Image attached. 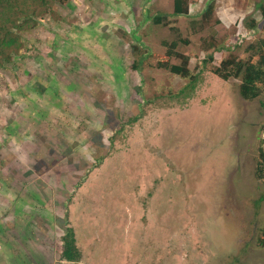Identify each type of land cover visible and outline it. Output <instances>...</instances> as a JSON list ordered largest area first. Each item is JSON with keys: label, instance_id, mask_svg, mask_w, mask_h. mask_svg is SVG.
<instances>
[{"label": "rangeland", "instance_id": "1", "mask_svg": "<svg viewBox=\"0 0 264 264\" xmlns=\"http://www.w3.org/2000/svg\"><path fill=\"white\" fill-rule=\"evenodd\" d=\"M89 1L82 26L73 2L56 24L36 5L26 57L0 68V264H16L10 243L24 263L59 264L66 214L79 264H264L263 97L243 100L210 63L194 89L161 66L179 64L162 46L177 37L194 75L208 40L226 47L213 66L244 60L264 38L263 21L244 23L260 0H214L208 22L209 0L179 17L173 0Z\"/></svg>", "mask_w": 264, "mask_h": 264}, {"label": "trees", "instance_id": "2", "mask_svg": "<svg viewBox=\"0 0 264 264\" xmlns=\"http://www.w3.org/2000/svg\"><path fill=\"white\" fill-rule=\"evenodd\" d=\"M35 0H23L22 6L17 7V3L12 1L11 8L17 7L20 8V15L18 18L22 20L17 25H11V28L7 27L8 20H4L0 16V68H7L12 65L14 61H22L26 56L25 52L27 50L25 43V33L30 32L33 28L34 24L38 21L32 13L36 10H29V13L25 12L24 8L28 4V2H34ZM55 6L61 8L60 3L61 0H50ZM8 2V0H7ZM40 5L45 10L41 14V16H46V19L53 24L68 21L67 12L62 10H58L53 6H49L50 2H41ZM52 3L50 5H52ZM214 0H210L205 9L201 14V21L208 22L211 19V16L214 12ZM189 0H173V11L171 16L179 17L185 16L188 13ZM255 9L261 13V19L264 21V2L260 0L259 3L255 5ZM167 16L166 15H156L153 17L152 21L155 25L164 24L167 25ZM25 19V20H24ZM43 19V18H42ZM41 19V20H42ZM40 20V21H41ZM166 20V21H165ZM195 23V22H194ZM196 24V23H195ZM255 21L251 20V23L247 24V28L250 30H254ZM174 30V28H173ZM261 31H264V25L262 26ZM187 38L182 39L181 37H177V40L168 42H162V46L165 48L166 55L171 59L180 60L179 64H161L163 68L168 70L174 76H179L183 79H190V84L188 87L194 89L197 84L198 77L206 71V66L210 63L211 67L210 72L220 78L221 80L227 81L229 78L240 79V83L238 85V93L239 96L245 101H253L257 98L263 97L262 107L264 109V38H259L255 43L247 45V47L243 50L245 54L248 56L242 59H236L234 56H229V58L222 60L219 67L213 66L211 63L214 60V54L222 55L223 51L226 50V47L223 44H218L213 40H208L207 47L204 52L207 54V57L202 60V67L200 68L197 75H194L193 72L189 69V56L180 54L177 51V48L181 46V44H187ZM223 46V47H222ZM238 47V46H237ZM133 50V49H132ZM134 51V50H133ZM25 56V57H24ZM138 64L134 63L133 68H137ZM30 85H27L25 89L30 90ZM23 90H18L16 94H22ZM157 98V97H155ZM264 131V125H263ZM100 162L101 159H98ZM264 175V151L259 150V154L257 157L255 176L258 179H262ZM262 201V200H261ZM67 214L64 216L65 218L62 220L59 226H61V235L57 237L59 241V250H58V260L59 264H79L82 261L83 254L77 246L76 237L73 231V228L69 226ZM58 224V223H57ZM14 225L6 226L5 228H12ZM12 230V229H11ZM54 233V230H53ZM17 237V235H15ZM19 237V236H18ZM21 238V237H20ZM17 240V239H15ZM9 242H14L9 240ZM258 246L264 248V230L262 232L261 238L258 239ZM26 245L25 243H23ZM15 244L10 243L8 245L3 246V249L7 252L12 248L14 254L12 255V260L16 264H27L24 263L23 256L27 255L26 251H20L22 243L18 244L19 246H14ZM31 250V249H30ZM47 261V260H45Z\"/></svg>", "mask_w": 264, "mask_h": 264}, {"label": "clouds", "instance_id": "3", "mask_svg": "<svg viewBox=\"0 0 264 264\" xmlns=\"http://www.w3.org/2000/svg\"><path fill=\"white\" fill-rule=\"evenodd\" d=\"M14 1L16 2L18 6H22L23 4V0H0V16L4 19V20H8V23H7V27L11 28V25L15 26L17 25L18 23H20L22 20H20L18 18V16L20 15V8H17V7H13L11 8V2ZM86 1L89 3V7L87 6L86 4ZM210 1V0H209ZM41 2H50L52 3L50 0H35L34 2H28V4L25 6L24 10L25 12L29 13V10L32 9L33 7H35L36 5L37 6H40L42 3ZM70 2H73V4L69 7V9L73 8L71 10L72 14L69 13V18H71V21H72V25H74L75 21L77 20L78 23H80V26H82L81 24L84 22L82 21V19L80 18V16H82L81 14H77V11L75 10V8H78L82 11H84L87 7H88V10L90 11L91 10V5L90 4V1L89 0H61V3H60V6L61 8H63L66 4H70ZM150 4L152 2V0H149L148 1ZM264 2V1H263ZM259 3V2H258ZM53 4V3H52ZM58 5V4H57ZM56 5V6H57ZM189 8V7H188ZM148 10L150 11V6L148 7ZM66 11V10H65ZM172 11H173V8H172ZM258 13H257V17L256 18H253V17H248L246 18L244 21V23L247 24L251 23V20H254L255 21V27L253 28L254 30L258 27L259 25V22H262V19H261V13L256 10ZM33 14V16H36L37 13L34 11V12H30ZM147 14L148 13H145L144 14V18H147ZM172 14V13H171ZM157 15H160V14H157ZM161 15H164V14H161ZM41 16V15H40ZM156 16V15H154ZM154 16H151L149 14L148 18L146 19L147 21L149 20V23L154 25V26H159V25H155L152 21L153 17ZM77 17V18H76ZM259 19V20H258ZM25 20V19H24ZM146 21V22H147ZM264 23V21H263ZM56 24V23H55ZM160 25H164V24H160ZM264 25V24H263ZM262 25V26H263ZM262 29V28H261ZM80 30V29H78ZM250 30V29H249ZM140 38V37H139ZM132 49H133V46H132ZM176 76V75H175ZM181 78V77H180ZM183 79V78H182ZM220 79V78H219ZM224 81V80H223ZM255 169H256V166H255ZM256 177V176H255ZM263 178H264V175H263ZM262 178V179H263ZM74 231V229H73ZM74 234H75V231H74ZM76 237V236H75Z\"/></svg>", "mask_w": 264, "mask_h": 264}]
</instances>
